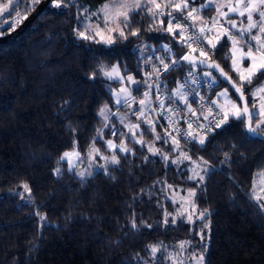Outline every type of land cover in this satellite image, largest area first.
Masks as SVG:
<instances>
[{"label": "trees", "instance_id": "1", "mask_svg": "<svg viewBox=\"0 0 264 264\" xmlns=\"http://www.w3.org/2000/svg\"><path fill=\"white\" fill-rule=\"evenodd\" d=\"M106 1L77 0V7H69L64 14L41 13L18 38L0 43V264H138L137 254L147 264H172L167 256L180 252L182 241H191L188 255L199 256L203 249L205 264H264V211L250 198L255 181L264 174V141L249 137L244 126L230 118L234 125L231 132L219 136L216 129L208 134L207 151L199 144L188 148L179 143L191 160L173 163L180 151L170 152L175 147L171 142L153 144L154 134L132 115L137 106L115 105L113 91L120 82L104 73L115 63L125 81L127 74L134 73L142 81L131 90L137 99L144 94L146 72L151 71L143 64L140 45H155V52H162L168 63L169 57L180 58L187 49L186 41L164 31L167 14L160 17L163 24H152L146 12L133 21L137 36L115 38L111 44L78 38L73 29L85 25L86 15ZM209 8L203 10L209 12ZM23 10L21 6L19 11ZM78 11L83 13L79 17ZM16 19L11 17L9 23ZM162 43L172 52L160 48ZM230 49L231 41L223 36L210 60L218 62L239 86L241 80L228 59ZM187 68L189 65L181 63L164 75L169 89L175 88L176 79L182 78ZM259 75L264 74L253 77L243 88L251 111L249 89L264 83ZM217 79L214 94L227 89L242 105L231 88ZM106 105L111 109L108 124L99 114ZM114 112L141 123L144 145L153 144L169 159L135 143L130 134L112 136V125L124 133L129 131ZM155 131L164 133L159 125ZM109 139L116 145L123 139L134 155L120 152L118 146L119 164L87 155L95 140V147L111 156L113 152L105 143ZM72 149L82 155L77 170H69L60 159ZM224 151L232 157L229 163H221ZM200 157L209 161L214 171L189 197L197 184L189 179L191 169L197 164L205 167ZM84 166L91 175L86 171L81 180L75 173L82 172ZM194 211L211 213L210 220L184 219ZM165 212L181 215H176L175 224L169 216L165 226L161 223ZM133 217L136 229L130 226ZM205 222L208 226L202 228ZM157 244L163 245V251L157 253L163 259L153 262L147 249Z\"/></svg>", "mask_w": 264, "mask_h": 264}, {"label": "snow or ice", "instance_id": "2", "mask_svg": "<svg viewBox=\"0 0 264 264\" xmlns=\"http://www.w3.org/2000/svg\"><path fill=\"white\" fill-rule=\"evenodd\" d=\"M41 3L42 0H0V25H3L5 20H8L13 16L17 17L14 23H9L7 27H0V36L10 30L14 31L16 29V26L22 23L23 20H27L28 15L31 12L35 11L37 6H39ZM191 3H194V0H191ZM191 3L190 0H179V2H175V0H159V2L158 0H118V3L113 2L111 5L108 3L104 4L100 10H98L97 12H91L87 17H85L86 19H90L91 16H96L98 19H102L104 23V30H107L110 34L113 30L119 29L116 38L127 39V36L129 35H138V29L133 28V21L137 19L140 14L146 12L149 16H151L152 24L157 22L163 24V20H161L160 17L167 14L169 20L168 25L164 29V31L173 33L174 36L178 35L181 40H183L184 36L187 34V30L191 28L193 30V34L196 35V40L192 42H185V46L191 49L192 43H196L198 46L201 43H204L205 48H207L208 50L205 51L203 48L199 49V56L205 57V60H200L199 63H197L194 59H190L191 53H185L181 55L179 59L169 57L168 63H165V57H159L158 59L160 61V64L163 65V68L161 69L154 65L152 72L148 74V79H152L153 74H155L158 78L162 72L169 71L170 66L175 69V67L180 65L183 61H188L191 65H193L194 68H200L202 75L209 78V83H214L215 77L212 75V72L204 71V69L212 68L217 70L226 80L231 83L233 89L235 90V93L238 94V98L242 101V105H237L234 101L229 98L227 89H224V91L220 92L218 94V97L225 98L230 104L229 108L220 107L214 100L208 101V111L212 112V106L215 105L219 109V119L209 122L208 125L197 123L196 134L193 135L192 131H189V129H192L193 127V121L191 120L185 121L187 123V129L183 131L176 127L178 120L174 119L173 117L177 116L180 109L171 106L175 105L177 101H180L184 104L187 112L191 113L192 115H196L195 110L191 107V103L188 100V94L184 91V88L188 83H191L193 85L197 83V78L193 77V71L191 68L188 72V76L191 78V80H185V83L180 84L171 95L163 98H161L160 95H157L156 100L152 101L150 91L144 92V98L138 101L139 108L134 109L132 115L136 116L137 121H141L147 126V131L154 134L153 144L155 141L160 140H163L165 144L171 142L175 147L173 149H170L169 151H180V156L176 160H173V163H178L181 159L191 160V157L186 151H182L179 149V140L176 138V136H179L180 139H183L185 143H188L189 140H191L193 144H199L201 150L207 151V147L205 145L208 134L216 129L220 130L218 133L219 136H222L227 132H231L232 127L234 125L229 123L230 118L234 121H239L240 124L244 126L245 131L249 135V137H259L262 139V141H264V95H262V93H264V83H261L255 89H249L250 94L252 96V108L255 109V111H250L247 98L245 97L243 92L245 83L250 85L252 83L253 77H257L258 74H264V0H235V4H233L231 0H228V3L226 5L224 3L217 4L216 10L218 13V18L214 17L210 21L202 20V18L199 16V13L202 9L209 6L212 3V0H207V3H202L198 8L192 7ZM21 6H23L24 9L22 13L19 11ZM225 6L228 8V12L222 11ZM69 7H77V0H44V7L41 8L40 12L37 13L36 18H40L41 13L48 15L64 14L65 10ZM166 8L169 9L167 13H165L164 11V9ZM173 9L177 12H180L181 15L174 16L172 13ZM5 13H7V15H4ZM184 13H186V15ZM194 13L196 15H194ZM229 13H236L239 17L246 16V25H244V21L242 20V26L238 28L235 19H228ZM82 14L83 13H80L78 11V17ZM220 19H224L232 29H236V33L233 34L229 30V28L224 27L223 24H220ZM197 20H202V23L198 25ZM173 21H175V25H173ZM181 21H191V23L181 24ZM216 26H219L223 30V33L227 35L228 40L232 42L233 48L241 53V58L250 61L248 68L245 69L247 76H245L244 74H238L239 79L241 80V84L239 86H237L235 82L231 81V78L228 77L224 70L220 68L219 64L211 62L210 60V55L215 54L212 50L216 48V43L219 41L220 36L219 34L213 33V35L210 37L204 35V33L206 30L208 32H212L213 28ZM174 27L179 30L178 33L173 32ZM149 28H151V24L149 25ZM125 29L128 30L127 35ZM73 31L75 35L80 39L95 40L96 37L101 35L102 30L100 29L99 24H97L96 27L93 29L90 25H84L81 23V27L74 28ZM245 36H247L246 40ZM241 40L244 41L247 51H245L244 48H237V45ZM96 42L98 43L99 41L96 40ZM105 42H112L111 35H109V40ZM164 50L168 53L172 52V49L167 45L164 46ZM193 51H195V49H193ZM234 55L235 52L230 53L228 59H232ZM206 61L208 62L206 63ZM235 63L236 61L233 59V65H235ZM118 69V64L113 65L111 66V71L105 72L104 74L109 78H112V73H117L118 78L122 81L124 77L119 76ZM95 76L96 73L93 72L91 78L94 79ZM258 78L264 81V75H259ZM127 79L132 83H137L131 76H128ZM154 87L158 93L164 91V89L161 88L159 84L155 83V81H153V83L148 84L149 90L153 89ZM192 91L195 92L196 89H193ZM120 93H124V95H120ZM120 93L116 94V105L131 107L132 103L136 102V98L133 97L130 92H127L126 89L121 88ZM201 100H203V97H201ZM166 101L169 105L168 107H166ZM64 103L68 104L69 101H65ZM152 103H156L157 107H150ZM165 111L169 113V116L167 117L169 121V128H166L164 130L163 135H161L159 133H156L155 131L158 120H153L148 115V113H157L159 116L163 117ZM99 114L104 118L105 121H108L110 120L111 109H109L106 105L104 108L100 109ZM203 118L207 120V116H204ZM124 119L125 118L120 119V122L122 124L124 123ZM199 119L200 117L197 116V120ZM125 126L129 130L128 133H124L123 131L116 129L115 126L112 125L110 127L111 135L116 136L117 134H119L123 138L125 135L130 134L131 139L135 143H140L142 147L147 146L149 151L159 152L164 160L169 159V156L167 154L160 152L159 149H155L153 147V144L144 145L142 140L144 130L141 129V123L129 122ZM105 127H109V125L106 124ZM161 127H163V125H161ZM173 132L176 133V136H173ZM137 133H139L140 138H137ZM97 135L102 138V132H98ZM105 143L108 149H111L113 152L111 156L103 155L100 150L95 147V140L93 141L91 150L87 155L89 157H92L93 159L99 157L100 159L105 160L107 163L110 164H119V159L115 154L116 146L113 144V141L109 139L105 141ZM207 143L210 144L211 141H207ZM228 147L234 148L235 145H230ZM119 151L126 154L131 153L134 155L132 149H129L124 145L123 139H121ZM73 154H75L79 159L78 152H65L60 159L62 161L67 160ZM223 155L224 161H222L221 163H229L232 159L230 153L228 151H224ZM200 160L202 161L205 167H201L200 164H197L196 168L191 169L193 175L189 177V179L197 180V184L194 185L193 189L188 192L189 197L195 195V188L204 185L206 177L210 179L211 174H213L214 171L213 166L210 165L209 161L204 160L203 157H200ZM69 164L71 165L70 160ZM74 167L75 165H71L69 170H72V168ZM105 171H107L106 168ZM59 173L60 169L57 168L56 174L59 175ZM75 174L80 176L81 180L84 179L85 172H79ZM87 174L91 175V172H88ZM168 187L171 188V185H169ZM24 188L27 190L28 185L25 184ZM250 198L255 199L257 201L258 208L264 211V203L261 202L262 200H264V197H261L255 191V189L250 194ZM38 214L39 213H37V215ZM176 215H181V213L177 212L176 214H172L165 212L164 219L161 223L167 226L169 224L168 217L172 216V224H175ZM210 216L211 213L205 211L199 213L198 218L204 220L205 217H207L210 220ZM41 219L44 218L41 217ZM184 219L191 221V215L184 217ZM130 226L133 229L137 228V224L134 217L130 221ZM145 226L151 227V225ZM207 226L208 224L207 222H205L201 227L203 228ZM200 235L201 239H204V235L202 232L200 233ZM190 246L191 241L180 242L178 247L181 251L175 254H168L167 259L170 260L172 264H184V261L180 259V256L181 253L183 251H186L187 247ZM147 251L153 262H155L157 259H163V257L157 256L158 252L163 251L162 244L149 245ZM203 252L204 250L202 249L201 254L199 256L192 255L191 253L189 255L191 259L196 261V264H205V256ZM137 257L139 258L138 264H147V261L144 257L139 256V254H137Z\"/></svg>", "mask_w": 264, "mask_h": 264}, {"label": "rangeland", "instance_id": "3", "mask_svg": "<svg viewBox=\"0 0 264 264\" xmlns=\"http://www.w3.org/2000/svg\"><path fill=\"white\" fill-rule=\"evenodd\" d=\"M113 2H117V3H118V0H109V1L103 2V3L100 4L96 9L91 10L89 13H91V12H97L98 10H100V9L102 8V6H103L104 4L108 3V4L111 5ZM158 2H159V0H158ZM175 2H179V0H175ZM231 2H232L233 4H235V0H231ZM190 3H191V0H190ZM202 3H207V0H194V3H191V6H192V7H197V8H198ZM220 3H224V4L226 5V4L228 3V0H212V3L208 6V7L211 6V8H209V12H208V11H204L203 9L200 11L199 16L202 18V20H206L207 17L210 18V19H212V18H214V17H217V18H218V13H217V10H216V5H217V4H220ZM166 10H168V9H167V8L164 9V11H166ZM222 11H223V12H228V8L225 6V7L222 9ZM89 13L86 15V17L89 15ZM172 13L174 14V13H178V12L175 11V10L173 9V10H172ZM194 15H196V14L194 13ZM228 19H235L236 22H237V27H238V28L242 26V25H241V21H242V20L244 21V25H246V23H247L246 16H245V17H239L236 13H229V15H228ZM202 20H197V24L200 25V24L202 23ZM10 21H11L10 19L5 20V21H4V24H3V25H0V26H4V25L8 24ZM84 22H85V25H90L93 29L96 27L97 24H99L100 29L102 30V31H101V35L98 36V37H96L95 39H97V40L100 41V42H104V43H106L105 41L109 40V35H111V40H112V42H110V43H106V44H111V43H113V42L115 41V38H116L117 35H118V31H119V29L113 30L110 34H109V32H108L107 30H104V23H103V20H102V19H98L96 16H91L90 19H86V18H85V21H84ZM219 23H220V24H223L224 27L229 28V30H230L231 32H233V34L236 33V29H232V28L230 27V25L227 24L226 21H225L224 19H220V20H219ZM173 25H175L174 22H173ZM110 26H112V25H110ZM112 27H114V26H112ZM173 29L178 30V29H176L175 27H174ZM126 31H127V29H125V32H126ZM178 31H179V30H178ZM213 33L219 34L220 39H222L223 36H227L226 34L223 33V30H222L219 26H217L216 28H214L213 31L209 34V36L211 37V36L213 35ZM220 39H219V41H220ZM246 39H247V36H245V40H246ZM219 41H218V42H219ZM218 42L216 43V45L218 44ZM165 45H166V43H162V44L160 45V48H162V49L164 50V46H165ZM149 46H150V47H149ZM155 47H156L155 45H151V44H148V43H145V44H141V45H140V53H141V58H142L143 64H144V65H148V66L151 68V71H150V72L147 71V72H149V73L152 72V69H153V66H154V65L157 66V67H159V68H161V67L163 66L162 64H160V61H159V59H158L159 57H162V56H161V53H162V52H160V53H156V52H155V49H156ZM237 48H244V50L247 51V48L245 47V44H244V41H243V40L239 41V43H238V45H237ZM232 52H235L234 57L231 59V66H232V69H233L237 74H244L245 76H247V73L245 72V69L248 68L250 61L247 60V59H242V58H241V53H240L238 50H236V49L233 48V45H232V42H231L230 53H232ZM233 59L236 61L235 65H233ZM155 60H157L158 65H156L157 62L155 63ZM165 62H166V61H165ZM114 65H117V63H115ZM160 65H161V66H160ZM110 71H111V69H110L109 71H107V72H110ZM204 71H209V70H204ZM147 72H146V73H147ZM209 72H211V71H209ZM118 73H119V76H122V73H121L120 69H118ZM153 75H155V74H153ZM212 75L215 77V82H217L218 79H217V77L213 74V72H212ZM105 76H106V75H105ZM238 76H239V75H238ZM106 77L109 78L108 76H106ZM109 79L117 80V81L120 82L119 85H118V87L115 88V90L113 91L114 102H115V99H116V94H117V93H120V89H121V88L126 89L127 92H130L131 95L133 96L132 91H131V89L129 88V86L127 85L126 81H125L124 79L121 81V80L118 78L117 73H112V78H109ZM145 86L147 87L148 84H146ZM178 86H179V85L177 84V85L175 86V89H176ZM222 91H224V89H223ZM220 92H221V91H220ZM120 95H124V93H120ZM228 95H229V98H230L232 101H234L237 105H239V104H238V101H237L235 98H233V97L231 96V94L229 93V91H228ZM262 95H264V93H262ZM142 98H144V94H142L141 96H139V97L136 99V102L132 103L131 107H133V106H137V108H139L138 101H139L140 99H142ZM221 98H222V97H221ZM136 104H137V105H136ZM115 105H116V103H115ZM117 106L119 107V105H117ZM219 106H220V107H224V108H229V107H230V104L228 103V101H227L225 98H222V102L220 101ZM253 110L255 111V109H253ZM112 141H113V140H112ZM113 144H114L115 146H118V148H119V146H120V145H118V144L116 145V143H115L114 141H113ZM65 152H70V153L78 152V153H79V159L77 158V156H76L75 154H73V155L70 156L67 160H63V162L66 163L68 169L71 167V165H75V167L72 168V170H73V169H74V170H75V169L77 170L78 167H79L80 160H81V158H82L81 153H80L77 149L67 150V151H65ZM65 152H63V154H64ZM63 154H62V156H63ZM69 160L71 161V165L69 164ZM80 169L82 170V172H85V173H86V166H84V168H80ZM87 171H88V170H87ZM88 172H91V170L88 171ZM254 189H255V191H256L261 197H264V174L260 175V176L258 177V179L255 181V183H254V185H253V188H252V190H251V193H252V191H253ZM176 194H177V193H176ZM176 194H175V195H176ZM255 201H256V200H255ZM261 202L264 203V200H262ZM198 216H199V213H196V211L192 212V213H191V222H194V221L198 218ZM187 249H188V247H187ZM193 255H194V254H193ZM195 256H196V255H195ZM180 259H182V260L184 261V264H196V261L193 260V259H191L190 255H188L187 250L182 252V254H181V256H180Z\"/></svg>", "mask_w": 264, "mask_h": 264}, {"label": "built area", "instance_id": "4", "mask_svg": "<svg viewBox=\"0 0 264 264\" xmlns=\"http://www.w3.org/2000/svg\"><path fill=\"white\" fill-rule=\"evenodd\" d=\"M186 15V13H184ZM174 16H180L181 13H174ZM206 20H211L210 18H206ZM175 23V21H173ZM185 23H191V21H181V24H185ZM217 27V26H216ZM214 27V28H216ZM213 28V29H214ZM211 32H208L207 30L205 31L204 35L209 36ZM233 33V32H232ZM184 39L186 42H192L196 40V35L193 34V30L191 28H189L187 30V34L184 36ZM228 39V38H227ZM206 43V42H205ZM203 48L205 51H207L208 49L205 48L204 43H201L199 46L196 43H192V48H188L184 51L183 54L185 53H195L197 55H199V49ZM193 49H195V51H193ZM216 49V48H215ZM215 49H213L212 51L215 53ZM182 54V55H183ZM211 56V55H210ZM205 58V57H202ZM179 59V58H178ZM163 68V66L161 67V69ZM192 69L193 71V77L197 78V83L195 85L188 83L185 88L184 91L188 94V100L191 103V107L195 110L196 115H192L191 113L187 112V110L185 109V106L182 102L177 101L175 105H171L174 108H179L180 111L177 114L176 117H173L174 119L178 120V123L176 125V127H178L181 131L187 129V123L185 121L187 120H191L193 121V127L192 129H189V131H192L193 135L196 134V125L197 123L199 124H203V125H208L209 122L213 121V120H218L219 119V115H218V111L219 109L213 105V111L209 112L208 111V101H216L217 105H219L220 101L222 102V98L218 97V94H214V89L216 86V83H209V78L205 77L202 75V72L200 70V68H194L193 65H190L189 68L186 69V71L184 72V75L182 78H178L176 79V83L175 86L178 84H183L185 83V80H191V78L188 76V72L189 69ZM172 69V67L170 66L169 71ZM169 71L167 72H162L159 77L157 78L154 77L155 75L152 76V79H148V74L149 72H147L146 77H147V82L149 83H153V81H155V83L159 84L161 86V88L164 89L163 92H157V90L155 89V87L151 90L148 89V86L145 87L143 89V92L145 91H150L151 94V99L152 101L156 100V96L160 95L161 98L169 96L173 93V91L175 90V88L169 89L167 84L164 83V75H166ZM131 76L133 77V79L137 82V83H132L130 81H128L127 77ZM127 84L129 85V87L131 88V90H135L137 89L142 83L141 79L139 77H137L134 73H129L126 75L125 77ZM196 89L195 92H193L192 90ZM222 92V91H221ZM214 95L211 98L209 97L210 95ZM201 97H203V100H201ZM166 103V107H168L169 105ZM202 105H203V112H202ZM150 107L152 108H156L157 105L156 103H152L150 105ZM148 115L153 119V120H158L157 125L161 126L163 125L162 129L163 131L166 128H169V121L167 119V117L169 116V113L167 111H165L164 116L161 117L159 116L157 113H153V112H149ZM197 116L200 117L199 120H197ZM207 116V120H205L203 117ZM110 123V120L107 121V124ZM115 128L117 129V127L115 126ZM170 130V129H169ZM215 131V130H214ZM213 131V132H214ZM173 136H176V133L173 132L172 133ZM176 138L179 140V143L183 144L184 146L191 148L193 142L191 140H189L188 143H185V141L183 139H180L179 136H176Z\"/></svg>", "mask_w": 264, "mask_h": 264}, {"label": "water", "instance_id": "5", "mask_svg": "<svg viewBox=\"0 0 264 264\" xmlns=\"http://www.w3.org/2000/svg\"><path fill=\"white\" fill-rule=\"evenodd\" d=\"M43 7H44V0H42V3L39 6H37V8H36L35 11L31 12L28 15L27 20H23V22L19 26H17L14 31H11L8 34H5L3 36H0V43L10 42V41L18 38L21 34H23L31 26V24L35 21L36 16H37V13L40 12V9L43 8ZM190 59L196 60L197 63H199L200 60H205V58H202V57H200L199 55H197L195 53H191ZM207 62L208 61H206V63ZM211 62H214L216 64H219L218 62L213 61V60H211ZM182 63L185 64V65H187V66L188 65L189 66L191 65L188 61H183ZM219 66H220L221 69L224 70V68L220 64H219ZM204 70H209V71L213 72V74L216 75L221 81H223L224 83H226L231 88V90L235 94L236 98L242 104V101L238 98V94L235 93V90L233 89L231 83L228 80H226L217 70L212 69V68H206ZM224 72L227 74L228 77L231 78V81L232 82H235L230 74H228L225 70H224ZM235 84L237 85L236 82H235ZM243 92H244V90H243ZM244 95H245V92H244ZM245 97H246V95H245ZM247 102H248V100H247Z\"/></svg>", "mask_w": 264, "mask_h": 264}, {"label": "crops", "instance_id": "6", "mask_svg": "<svg viewBox=\"0 0 264 264\" xmlns=\"http://www.w3.org/2000/svg\"><path fill=\"white\" fill-rule=\"evenodd\" d=\"M113 115L115 116L116 119H118L120 121L121 118H125L124 119V123L128 124L129 122L135 123L132 120L128 119L127 115L121 112H114Z\"/></svg>", "mask_w": 264, "mask_h": 264}]
</instances>
